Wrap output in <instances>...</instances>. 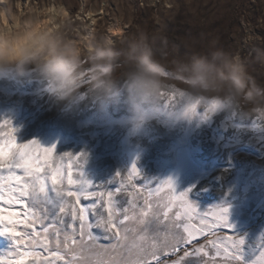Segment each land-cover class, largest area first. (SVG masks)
Segmentation results:
<instances>
[{
	"label": "rangeland",
	"instance_id": "1",
	"mask_svg": "<svg viewBox=\"0 0 264 264\" xmlns=\"http://www.w3.org/2000/svg\"><path fill=\"white\" fill-rule=\"evenodd\" d=\"M42 3L65 8L73 26L82 28L85 34L95 32L111 37V28H122L120 34L111 37L117 50L122 48L121 41L127 35L145 34L155 58L166 67L193 54L206 55L215 41V47L238 54L255 84L264 87V0H42ZM88 14L94 15L95 24L90 25L87 19L78 20ZM121 71L114 75L120 78ZM45 87V83L31 77L20 81L0 78V123L11 122L17 143L34 140L45 148L54 145L57 156L83 153L84 161L63 157L65 178L68 171L76 177L82 172L94 184L90 191L104 192L106 198L111 191L112 200L121 210L129 208V215H132L131 202L139 206L135 209L137 214L145 207L146 198L156 201L163 197L161 202L168 203L173 194L166 183L160 182L171 179L175 195L186 192L189 202L205 219L191 223L175 221L176 212L182 209L170 205L171 219L165 220L166 209H161L163 223L159 235L150 229L149 246L153 237L157 240L163 237L165 225L179 223L181 232L184 224H189L192 230L205 228L212 223L219 207H227L231 231L217 228L186 245L191 255L183 258L181 251L178 256L182 264H227L209 240L220 244L222 253L221 241L228 242L230 235L246 239L251 264H264V120L258 117L253 105L243 104L232 112L220 108L202 118L203 105H196L189 112L181 97L170 94L163 101L170 109L168 115L146 119L134 127L123 94L104 104L86 97L76 105L66 106L50 96ZM177 88L183 90V85L177 82ZM11 126L0 129L4 133L0 139L8 138ZM133 165L140 174L133 180L139 192L128 183V170ZM92 202L81 199L84 205ZM16 208L19 210V206ZM56 211L63 215L58 208ZM64 218L72 222L70 216ZM89 220L95 223L91 215ZM75 224L78 228L79 222ZM91 231L99 244L110 243L104 239L102 228L94 227ZM132 238L130 234L129 243ZM12 243L8 236H0V254L11 251ZM196 248L201 251L197 253ZM39 251L42 258L52 259L42 248ZM178 256L161 259L171 264ZM126 259L119 250L94 248L87 264H125ZM24 264L33 261L28 258Z\"/></svg>",
	"mask_w": 264,
	"mask_h": 264
},
{
	"label": "clouds",
	"instance_id": "2",
	"mask_svg": "<svg viewBox=\"0 0 264 264\" xmlns=\"http://www.w3.org/2000/svg\"><path fill=\"white\" fill-rule=\"evenodd\" d=\"M121 44L117 50L109 35L85 34L63 8L42 0H0V78H34L66 106L86 97L104 104L123 94L134 127L168 115L163 101L170 94L188 109L203 105L232 112L251 104L264 120V87L255 84L238 54L215 47V41L206 55L193 54L170 67L155 58L143 33L127 35Z\"/></svg>",
	"mask_w": 264,
	"mask_h": 264
},
{
	"label": "snow or ice",
	"instance_id": "3",
	"mask_svg": "<svg viewBox=\"0 0 264 264\" xmlns=\"http://www.w3.org/2000/svg\"><path fill=\"white\" fill-rule=\"evenodd\" d=\"M195 106L192 105L187 111H193ZM214 111V108H205L202 118ZM5 125L11 126V122L4 120L0 123V129ZM15 131L11 126L8 138L0 139V236H8L13 242L11 251L0 254V264H24L28 258L32 259L33 264H53V261L87 264V258L94 248L119 250L127 257L125 264H169L161 257L178 256L181 251L183 258L189 257L191 253L186 245H192L200 236H207L217 228L231 231L232 226L227 219L228 208L219 207L213 214L212 223L205 228L192 230L189 224H184L181 232V224L173 221L165 225L163 237L159 240L153 237L149 246L150 229L159 235V226L163 223L160 220L161 209H166L163 212L165 220L171 219L168 215L170 205L182 209L176 212L175 221L187 220L191 223L197 219H205L197 211V207L189 202L186 192L175 195L171 179L160 182L166 183L173 194L168 203L161 202L163 197H158L156 201L146 198L145 207L137 214L135 209L139 206L131 202L132 215H129V208L121 210L112 200L111 191L107 193V198L104 192L90 191L94 184L82 172L76 177L72 171H68L65 178L63 157L75 160L82 158L84 161L86 157L83 153L57 156L54 145L45 148L34 140L17 143ZM2 136L4 133L0 131V137ZM117 175L121 174L118 172ZM137 175L140 174L133 165L128 170V183L139 192L140 189L133 183ZM111 183L112 180L108 182ZM121 185L123 186V181ZM81 199L93 202L84 205L81 204ZM16 206H19V210ZM57 208L59 214L63 215H58ZM104 213H107L106 217ZM90 215L95 223L90 222ZM65 216H70L72 222L65 219ZM77 221L78 228L75 224ZM94 227L104 230V239L110 241L109 244H99L98 238L91 231ZM130 234L133 237L131 243ZM227 240L228 242L221 241L222 253L220 244L211 240L209 243L217 249V255L224 257L227 264H251L246 239L230 235ZM41 248L44 253H50L52 259L42 258L39 251ZM195 251L198 253L201 248H196ZM171 264H182V258L178 256Z\"/></svg>",
	"mask_w": 264,
	"mask_h": 264
},
{
	"label": "bare ground",
	"instance_id": "4",
	"mask_svg": "<svg viewBox=\"0 0 264 264\" xmlns=\"http://www.w3.org/2000/svg\"><path fill=\"white\" fill-rule=\"evenodd\" d=\"M60 8H63V7H60ZM63 9H64L65 12H67V10L65 8H63ZM93 16H94L93 14H88L87 18H86V16H84L83 18L82 17L78 18V20H83V19L86 20L87 19V20H89L90 25H93V24H95V21H96L94 18H92ZM121 30H122V28H120V27H113V28H111L109 34L111 35V37H113L114 35H116L119 32H121ZM92 32H93V30H92Z\"/></svg>",
	"mask_w": 264,
	"mask_h": 264
}]
</instances>
